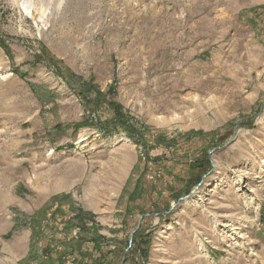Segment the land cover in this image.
I'll return each instance as SVG.
<instances>
[{
	"label": "rangeland",
	"instance_id": "rangeland-1",
	"mask_svg": "<svg viewBox=\"0 0 264 264\" xmlns=\"http://www.w3.org/2000/svg\"><path fill=\"white\" fill-rule=\"evenodd\" d=\"M0 36V264L56 202L106 239L44 223L61 264H264V0H0Z\"/></svg>",
	"mask_w": 264,
	"mask_h": 264
},
{
	"label": "trees",
	"instance_id": "trees-1",
	"mask_svg": "<svg viewBox=\"0 0 264 264\" xmlns=\"http://www.w3.org/2000/svg\"><path fill=\"white\" fill-rule=\"evenodd\" d=\"M1 38L2 37L0 36V45L5 48V42ZM36 57L41 61L42 57H46V63H48L49 65L53 64L58 74H64V69L70 73H73L72 70L69 69L61 59L48 52L47 48L41 49V53L36 54ZM31 85L34 92L39 95L38 88H41V86L36 84ZM92 88L93 86L91 84L88 85L83 83V85H78L77 91L84 98H88V95L90 94ZM100 93L102 95L104 94L103 92ZM75 129H77V127ZM206 163H209L208 159ZM58 203L60 202L55 203V206H57L56 210H37L31 216H26L23 220L21 219V216L16 218L17 224L15 227H17V225L25 224V226H29L32 229L28 258L26 260H22L20 262L21 264H27L28 260L30 259H32L31 262L36 261L38 264H52V262H54L56 258L59 259V264H61L62 256L60 253L61 251H63L62 246L66 248L70 242L76 240V238L71 237L69 238V240H66L64 244H60L57 241H49L43 243V238L46 236L44 235V223H46L47 225H51L53 228L58 229L59 231L64 232V234L70 232L71 229L80 227V229L86 230V235H89L84 236L83 233L81 234V236L79 235L78 238L80 242H82L83 244L94 243L97 247L102 246L103 244V246L105 247L106 239L102 238L100 235H90V233L87 231V227L85 226V224H87L86 221L89 217L88 213H85L82 210H64L63 206L58 205ZM47 216H49V218L45 219V217ZM51 218H56V220H53ZM15 227L13 228L14 230ZM12 235L13 230L10 231L5 237L9 239L12 237ZM37 243L39 246H37ZM104 258L105 257H101L100 259Z\"/></svg>",
	"mask_w": 264,
	"mask_h": 264
},
{
	"label": "bare ground",
	"instance_id": "bare-ground-1",
	"mask_svg": "<svg viewBox=\"0 0 264 264\" xmlns=\"http://www.w3.org/2000/svg\"><path fill=\"white\" fill-rule=\"evenodd\" d=\"M40 176H43V175H40ZM41 179H42V177H38L37 178V182L38 183H43V182H41ZM64 182H65V179L59 178L57 180V183H55V184H52V183L49 184V182L45 183V185L43 186L42 189H44L45 191H54V190L60 189Z\"/></svg>",
	"mask_w": 264,
	"mask_h": 264
},
{
	"label": "water",
	"instance_id": "water-1",
	"mask_svg": "<svg viewBox=\"0 0 264 264\" xmlns=\"http://www.w3.org/2000/svg\"><path fill=\"white\" fill-rule=\"evenodd\" d=\"M263 109H264V104H262L259 113H261V112L263 111ZM236 133H237V132H235V135H236ZM204 177H205V175L203 176V178H204ZM147 214H148V213H146V214H144V215H147ZM141 219H142V218H140V220H139V223H138V225H137V228L131 233V240L133 239L134 232H135L137 229L140 228ZM124 260H125V257H124V259L122 260V262H121L120 264H122V263L124 262Z\"/></svg>",
	"mask_w": 264,
	"mask_h": 264
}]
</instances>
